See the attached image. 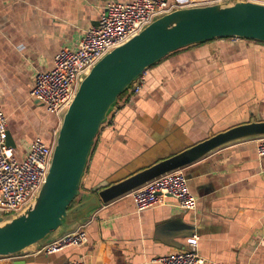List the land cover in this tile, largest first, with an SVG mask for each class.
<instances>
[{
  "label": "crops",
  "instance_id": "1",
  "mask_svg": "<svg viewBox=\"0 0 264 264\" xmlns=\"http://www.w3.org/2000/svg\"><path fill=\"white\" fill-rule=\"evenodd\" d=\"M113 1L0 0V103L21 159L41 139L56 143L60 120L33 99V76L51 70L60 50L75 45ZM171 1V0H169ZM140 93L121 106L93 146L83 194L117 182L232 126L264 120V43L222 38L194 44L146 70ZM257 140L233 143L183 168L197 208L170 197L138 212L127 195L81 218L88 240L47 254L67 222L28 250L0 264H159L158 257L191 248L198 236L201 264H264V157Z\"/></svg>",
  "mask_w": 264,
  "mask_h": 264
},
{
  "label": "water",
  "instance_id": "2",
  "mask_svg": "<svg viewBox=\"0 0 264 264\" xmlns=\"http://www.w3.org/2000/svg\"><path fill=\"white\" fill-rule=\"evenodd\" d=\"M222 38L264 43V4L228 0L175 9L102 57L85 75L63 115L51 166L40 191L21 211L8 216L0 213V258L18 255L55 234L67 222L80 223L84 215L101 204L127 196L218 149L263 138L264 120L235 125L117 182L101 181L88 197L83 194V179L95 141L116 106L125 101L123 95L133 82L171 53ZM7 143L16 147L9 131Z\"/></svg>",
  "mask_w": 264,
  "mask_h": 264
},
{
  "label": "built area",
  "instance_id": "3",
  "mask_svg": "<svg viewBox=\"0 0 264 264\" xmlns=\"http://www.w3.org/2000/svg\"><path fill=\"white\" fill-rule=\"evenodd\" d=\"M228 0H130L113 1L101 11L97 25L88 28L75 45H66L55 58L51 70L37 71L33 76L31 96L62 120L79 85L91 68L109 51L120 46L141 32L156 18L175 9L220 3ZM264 4V0H250ZM238 39V38H236ZM144 72L133 82L122 105H117L109 120L131 97L141 92L145 84ZM122 97V98H123ZM122 100V99H121ZM8 119L0 103V213L8 216L24 209L40 191L51 166L54 145L41 139L32 141L21 159L7 143ZM257 153L264 157V137L257 140ZM138 212L156 207L163 198H173L183 210L197 208V196L191 192L183 169L164 174L133 190ZM86 222L75 230L65 233L47 243L42 250L47 254L59 252L66 247L83 245L88 240ZM198 236L188 239V250H179L155 259L159 264H201L205 258L199 254ZM66 264H88L74 259Z\"/></svg>",
  "mask_w": 264,
  "mask_h": 264
}]
</instances>
